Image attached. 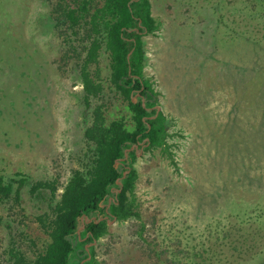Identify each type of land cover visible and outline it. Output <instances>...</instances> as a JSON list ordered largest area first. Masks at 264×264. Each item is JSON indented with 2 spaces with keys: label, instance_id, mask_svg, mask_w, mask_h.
Here are the masks:
<instances>
[{
  "label": "rangeland",
  "instance_id": "1",
  "mask_svg": "<svg viewBox=\"0 0 264 264\" xmlns=\"http://www.w3.org/2000/svg\"><path fill=\"white\" fill-rule=\"evenodd\" d=\"M150 1L160 27L143 38L145 74L160 92L169 147L137 158L141 217L110 223L96 258L264 264V0ZM55 9L57 0H0V175L60 183L55 198L28 184L18 203L0 201V264H13L12 247L34 260L49 241L36 217L81 168L95 105L133 125L106 82L105 52V91L86 109L81 40Z\"/></svg>",
  "mask_w": 264,
  "mask_h": 264
},
{
  "label": "trees",
  "instance_id": "2",
  "mask_svg": "<svg viewBox=\"0 0 264 264\" xmlns=\"http://www.w3.org/2000/svg\"><path fill=\"white\" fill-rule=\"evenodd\" d=\"M55 10L71 37L81 40L78 67L86 109L91 108L92 98L103 95L107 82L126 102L133 125L125 117L107 120L105 103L95 105L84 129L87 150L81 168L73 170L50 212L36 217L49 241L34 260L14 247L10 255L13 264H69L74 253L77 264H102L94 244L109 233L110 223L141 217L135 194L137 158L143 152L169 147L168 118L159 109L160 92L145 74L143 38L160 25L150 0H57ZM102 52L109 61L106 82L99 74ZM28 184L29 178L20 172L1 174L0 201L18 203ZM59 186L56 179L41 180L30 184L29 192L38 196L47 190L55 198Z\"/></svg>",
  "mask_w": 264,
  "mask_h": 264
},
{
  "label": "water",
  "instance_id": "3",
  "mask_svg": "<svg viewBox=\"0 0 264 264\" xmlns=\"http://www.w3.org/2000/svg\"><path fill=\"white\" fill-rule=\"evenodd\" d=\"M159 109H161L160 106H159Z\"/></svg>",
  "mask_w": 264,
  "mask_h": 264
}]
</instances>
